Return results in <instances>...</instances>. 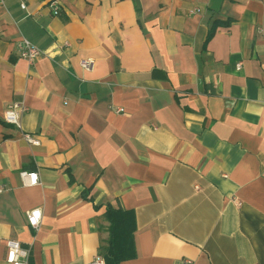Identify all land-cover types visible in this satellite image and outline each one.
I'll return each instance as SVG.
<instances>
[{
    "label": "crops",
    "instance_id": "obj_1",
    "mask_svg": "<svg viewBox=\"0 0 264 264\" xmlns=\"http://www.w3.org/2000/svg\"><path fill=\"white\" fill-rule=\"evenodd\" d=\"M48 1L0 5V264L8 240L92 264L107 206L134 218L119 264H264V0Z\"/></svg>",
    "mask_w": 264,
    "mask_h": 264
},
{
    "label": "built area",
    "instance_id": "obj_2",
    "mask_svg": "<svg viewBox=\"0 0 264 264\" xmlns=\"http://www.w3.org/2000/svg\"><path fill=\"white\" fill-rule=\"evenodd\" d=\"M25 0H21V4H24ZM4 0H0V5H2ZM47 6L50 8L53 14H58L59 6L57 0H49ZM18 55L25 59L27 64H32L40 55L41 51L34 45H32L28 40L21 39L17 43ZM93 60L82 59L80 61V66L85 70H91L93 67ZM25 109V106L20 101H13L7 104L3 112V121L9 124H14L19 126V114ZM116 112H122V108L115 110ZM24 140L29 145H38L39 139L30 133L23 134ZM20 177L22 183L25 186H33L38 183L37 173L34 171H22L20 172ZM2 187L0 186V191ZM26 221L29 226L37 229L41 221V210L39 208H32L26 212ZM28 251L20 246V244L13 240L7 241L6 250V262L8 264H27ZM92 264H104L103 257L99 254L93 259Z\"/></svg>",
    "mask_w": 264,
    "mask_h": 264
},
{
    "label": "trees",
    "instance_id": "obj_3",
    "mask_svg": "<svg viewBox=\"0 0 264 264\" xmlns=\"http://www.w3.org/2000/svg\"><path fill=\"white\" fill-rule=\"evenodd\" d=\"M104 217L108 222V237L99 247L104 264H119L123 260L135 257L133 240L135 225L131 212L107 206Z\"/></svg>",
    "mask_w": 264,
    "mask_h": 264
}]
</instances>
